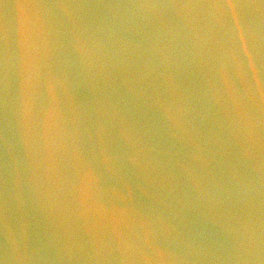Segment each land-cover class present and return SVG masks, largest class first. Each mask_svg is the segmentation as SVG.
<instances>
[{
	"label": "water",
	"instance_id": "95a60500",
	"mask_svg": "<svg viewBox=\"0 0 264 264\" xmlns=\"http://www.w3.org/2000/svg\"><path fill=\"white\" fill-rule=\"evenodd\" d=\"M0 264H264V0H0Z\"/></svg>",
	"mask_w": 264,
	"mask_h": 264
}]
</instances>
